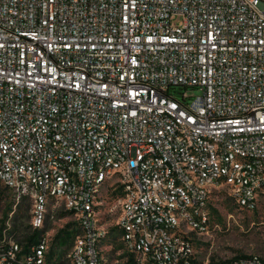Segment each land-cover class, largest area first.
<instances>
[{"label": "built area", "instance_id": "1", "mask_svg": "<svg viewBox=\"0 0 264 264\" xmlns=\"http://www.w3.org/2000/svg\"><path fill=\"white\" fill-rule=\"evenodd\" d=\"M0 184L34 231L53 203L75 220L58 260L49 234L28 247L0 225V264H212L196 243L214 192L264 208V0H0Z\"/></svg>", "mask_w": 264, "mask_h": 264}, {"label": "rangeland", "instance_id": "2", "mask_svg": "<svg viewBox=\"0 0 264 264\" xmlns=\"http://www.w3.org/2000/svg\"><path fill=\"white\" fill-rule=\"evenodd\" d=\"M189 95H200L198 89ZM102 222L110 227L106 242L109 257L123 263V244L117 222L121 214L122 191L119 183L110 181L102 190ZM32 201L28 198L16 201L13 191L0 184V225L10 222L16 237L26 240L35 231L30 227ZM74 217L62 206L53 203L41 235L52 239L51 253L55 259H64L73 247ZM202 262L224 264L246 256L264 258V208L254 213L241 211L227 189L214 192L210 205L209 230L196 243Z\"/></svg>", "mask_w": 264, "mask_h": 264}, {"label": "trees", "instance_id": "3", "mask_svg": "<svg viewBox=\"0 0 264 264\" xmlns=\"http://www.w3.org/2000/svg\"><path fill=\"white\" fill-rule=\"evenodd\" d=\"M236 204V203H235ZM237 205V204H236ZM238 207V206H237ZM14 231V230H13ZM16 233V232H15ZM41 233H40V229L36 230L32 235H28L26 237L27 240V246L31 247L33 245H36L39 243V239H40ZM224 264H230V262H226Z\"/></svg>", "mask_w": 264, "mask_h": 264}]
</instances>
